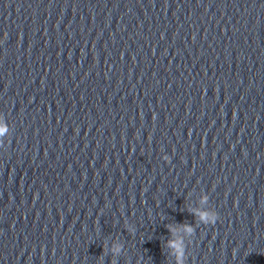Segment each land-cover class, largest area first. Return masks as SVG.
<instances>
[{"label":"clouds","instance_id":"1","mask_svg":"<svg viewBox=\"0 0 264 264\" xmlns=\"http://www.w3.org/2000/svg\"><path fill=\"white\" fill-rule=\"evenodd\" d=\"M8 132V125L6 122H4L3 120H0V137H4ZM162 159L164 161H169V156L168 155H163ZM208 200V197L205 196L202 198V203L206 202ZM194 215L199 216L200 220L204 223V224H209V225H214L217 220L219 219L218 213H210L207 210L204 211H198L195 212ZM185 230L188 233H192L193 232V228L189 225H184ZM170 231H174V229H172L171 227H169ZM169 247L174 249L176 251L177 254V264H184V257H183V246H182V242H177V241H169ZM120 251V246L117 245L113 248V252L114 253H119Z\"/></svg>","mask_w":264,"mask_h":264}]
</instances>
